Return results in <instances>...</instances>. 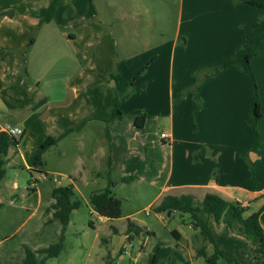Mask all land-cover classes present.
Masks as SVG:
<instances>
[{
	"label": "crops",
	"instance_id": "1",
	"mask_svg": "<svg viewBox=\"0 0 264 264\" xmlns=\"http://www.w3.org/2000/svg\"><path fill=\"white\" fill-rule=\"evenodd\" d=\"M249 1L264 3V0H60L52 20L38 26L39 11L47 0H0V116H11L14 124L10 125L23 129L17 154L23 157L24 151L36 148L48 135L60 138L42 158L52 148L72 140L73 134L78 139L77 146L87 147L82 142L84 136L92 138L93 131L103 130L102 135L98 133L100 144L91 146L90 164L84 165L82 158L75 160L80 165L79 175L88 171L99 177L98 173L107 169L108 160L111 175L114 169H127L126 164L131 161L128 147L135 139L144 151L137 165L131 166L138 175L148 172L149 158L157 159L156 155H160L159 168L152 174L159 177L165 166L162 152L168 157L166 179L153 200L158 197L161 200L168 193L191 194L200 200L206 192H214L241 203L244 216L260 210L264 206V47L250 59L262 112L256 122V149L247 153L254 164L257 182L254 190L244 187L251 172L239 154V149H247L253 142L251 79L232 65L209 74L214 67L244 51L245 37L263 13L262 8ZM90 3L92 15L88 14ZM9 9L11 17L6 15ZM114 13H128L124 15L139 20L131 28L130 36H122L127 35L130 25H123L119 40L114 35L109 24L114 23ZM162 13H171L168 22L171 36L165 41L156 36ZM10 23L12 26L7 25ZM42 29L53 35L51 39L71 46L77 69L63 88L56 83L50 85L59 77L47 78L42 87L41 78L36 82L37 78L28 74L27 62L37 45L34 33L39 35ZM31 39L34 41L23 63L22 50ZM142 66H146L145 70L120 98L124 119L107 124L105 119L112 114L116 95L110 73L117 70L130 79ZM196 85L198 99L191 95ZM141 114L145 115L144 123L136 127L134 119ZM6 124L9 123L0 122V131ZM68 129L72 130L65 132ZM161 133L168 137L161 138ZM156 146L160 149H153ZM61 148L57 151L59 157ZM93 160L102 161L104 167L97 169ZM208 226L226 256L235 257L237 263L263 264L258 254L264 253V246L233 233L212 216L208 218ZM173 230L180 235L178 240L185 239L182 232ZM125 233L128 239L130 234ZM177 262H183V257Z\"/></svg>",
	"mask_w": 264,
	"mask_h": 264
},
{
	"label": "rangeland",
	"instance_id": "2",
	"mask_svg": "<svg viewBox=\"0 0 264 264\" xmlns=\"http://www.w3.org/2000/svg\"><path fill=\"white\" fill-rule=\"evenodd\" d=\"M124 14L114 13V23L109 21L118 40L123 25H130L127 26L129 27L127 35H122L125 38L130 36L134 24L140 23L139 20L126 17ZM170 17L171 13H162L161 28L156 32L157 38L161 41L171 36L168 23ZM7 25L12 26L11 23ZM47 32L48 30L42 29L39 35L34 33L37 45L27 62L28 74L37 78L36 82L41 78L42 87H45L47 78L59 77L60 79L50 85L56 83L54 85L63 88L69 77L75 73L77 63L71 55L70 44L56 38L51 39L53 35ZM0 122H8L6 125L14 124L11 116L7 114L0 116ZM123 125H126V122ZM102 132L103 130L97 133L93 131L92 138L85 135L82 142L87 147L77 146L78 139L75 138L76 134H73L72 140L62 142L45 153L41 171L46 178H41L38 171H32L38 178L35 177L36 181L31 177L24 158L14 154L13 149L10 150L4 165L5 174L0 181V264H21L26 246L36 250L58 240L62 225L45 209L53 200L52 188L69 184H73L74 198L79 199L81 204L71 212L63 232V248L56 257L48 258L45 264H148V257L156 243L181 251L183 262L175 264H210L203 255L198 256V250L204 245L205 251H208L207 255H210L213 248L202 239L198 230L193 228L189 213L175 212L167 216L166 213L154 212L153 208L160 198L156 200L153 198L166 179L168 157L162 152L161 157L165 158V166L159 177H152V174L159 168L160 155H156L157 159L149 158L148 172L138 175L131 166L137 165L143 158L144 151L136 145L135 139L128 147V158L131 161L126 164L127 169H114L111 176L115 181L112 193L121 200V216L109 219L98 216L92 210L89 195L104 188L107 181L102 176L95 177L88 171L83 172V176L79 175L77 168L80 165L75 160L82 158L84 165L90 164L88 158L91 156V146L94 147L98 142L100 144L98 133L102 135ZM156 147L153 149H160L158 148L160 146ZM60 148L61 157L57 153ZM152 153L155 154V151L152 150ZM93 165L99 170L104 167L102 161L93 160ZM122 176L132 179L122 181ZM155 178L157 180H154ZM151 180L153 183L150 185ZM48 219L50 220L47 221ZM128 220L139 225L141 234L131 233L128 239L125 238ZM173 229L182 232L185 239L181 241L174 238L171 234ZM258 255L264 264V253ZM216 264L236 263L219 257Z\"/></svg>",
	"mask_w": 264,
	"mask_h": 264
},
{
	"label": "trees",
	"instance_id": "3",
	"mask_svg": "<svg viewBox=\"0 0 264 264\" xmlns=\"http://www.w3.org/2000/svg\"><path fill=\"white\" fill-rule=\"evenodd\" d=\"M59 1L60 0H47V4L41 7L38 14V26L52 20ZM249 3L262 8L263 13L257 22L252 24L251 33L245 37L246 46L244 51L240 55L227 59L221 65L214 67L209 74L213 75L232 65L242 70L251 79L253 85V99L251 104L250 132L253 137V142L249 148L239 149V154L246 160L251 172V176L245 181L244 187L249 190H254L257 187V182L253 176L254 164L248 159L247 153L250 150L256 149L258 141L256 122L258 118L261 117L262 112L258 98L257 85L250 68V59L253 55L260 53L264 47V3L253 1H249ZM88 14H93L92 3H90ZM33 41L34 40L31 39L22 50L21 59L23 63H25V54ZM145 67L146 66H142L130 79H125L120 71L117 70H113L110 73L115 81L116 95L113 101L114 106L112 114L108 119H105L107 124H111L116 120L122 121L124 119L122 110L120 109V98L131 89L133 81L145 70ZM197 89L198 86L196 85L191 93L194 99H198L196 94ZM144 120V114L137 115L134 119V125L136 127H141ZM71 130L72 129H68L65 132ZM65 132L63 134H65ZM22 135L20 137H15L2 130L0 131V181L5 174L4 165L8 159L9 152L13 149L14 154L18 153L17 147L22 139ZM59 138L60 136L55 137L53 135H48L36 148L24 151L23 157L25 163L29 166L28 170L33 180L36 181L37 179H34L32 171H38L39 173L44 174L41 171V167L44 165L42 158L43 153L51 146L55 145ZM98 175L105 178L107 183L104 188L94 191L89 195V204L98 216L109 219L118 218L121 216V200L112 193V187L115 185V181L111 177L109 160L107 161V169L102 173H98ZM130 178L131 177H121V180L126 181ZM51 197L54 201L46 208V211H51L52 218L58 220L62 225L58 240L47 247L38 248L36 250L26 246L24 248V258L21 264H45L48 258L56 257L63 248V232L69 222L72 210L78 208L81 202L79 199L74 198V190L71 184L52 188ZM153 209L154 212L166 213L167 216L172 215L175 212L189 213L193 228L198 230L202 239L213 248V252L210 255H207L204 245L198 250V256L203 255L210 264H216L219 257L225 258L228 262L238 264L233 258L226 256L219 248V245L215 241L214 235L208 226V218L210 216H212L216 222L226 224L233 233L250 240L253 244L264 246V206L260 210L253 212L248 216H244L243 212L245 208L241 203L226 199L214 192H206L200 200H196L191 194H167L161 198L159 203L156 204ZM49 220L50 219L47 221ZM126 231L129 234L134 233L139 235L141 228L133 221L128 220ZM175 232V230H172L171 234L177 240L180 239V235ZM181 259V254L177 249L165 247L161 243H156L152 248V252L148 257L147 262L148 264H175Z\"/></svg>",
	"mask_w": 264,
	"mask_h": 264
},
{
	"label": "built area",
	"instance_id": "4",
	"mask_svg": "<svg viewBox=\"0 0 264 264\" xmlns=\"http://www.w3.org/2000/svg\"><path fill=\"white\" fill-rule=\"evenodd\" d=\"M2 131H4V132H6L7 134H9V135H12V136H15V137H20L22 134H23V129H22V127H20V126H10V125H6V126H4L3 128H2ZM161 138H163V139H165V138H167L168 137V135L167 134H165V133H161ZM40 176H41V178L43 177V178H46L45 176L46 175H44V174H41L40 173ZM36 176H34V179H36L35 178ZM38 179V178H37Z\"/></svg>",
	"mask_w": 264,
	"mask_h": 264
},
{
	"label": "water",
	"instance_id": "5",
	"mask_svg": "<svg viewBox=\"0 0 264 264\" xmlns=\"http://www.w3.org/2000/svg\"><path fill=\"white\" fill-rule=\"evenodd\" d=\"M6 15L8 17H11L12 16V9H9L8 11H6Z\"/></svg>",
	"mask_w": 264,
	"mask_h": 264
}]
</instances>
